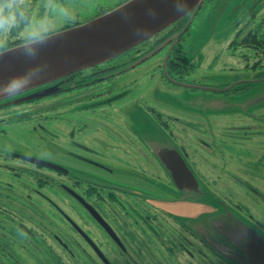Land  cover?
Segmentation results:
<instances>
[{
	"label": "flooded vegetation",
	"instance_id": "af4514ba",
	"mask_svg": "<svg viewBox=\"0 0 264 264\" xmlns=\"http://www.w3.org/2000/svg\"><path fill=\"white\" fill-rule=\"evenodd\" d=\"M184 23L111 59L0 100L2 132L4 125L25 120L43 133L41 140L47 134L53 139L51 134L64 133L63 141L55 140L63 142L56 150L42 141L25 151L0 150V264H197L192 261L197 254L206 259L201 264H229L182 222L176 209L183 189L172 174L169 164L174 159L167 158V152H179L196 178L200 173L188 161L178 135L170 131L174 145H167L162 134H138L134 128L108 132V124L99 125L92 116L123 101L129 91L122 76L163 50L159 70L166 83L201 87L185 81L188 72L181 65L169 68L173 57H190L174 53L190 28L186 24L176 40L174 32ZM166 32L168 37L158 46L147 45ZM227 86L210 89L225 92ZM24 104V110L8 111ZM144 105L165 130L180 120ZM135 120L140 127V118ZM87 129L99 135L87 140Z\"/></svg>",
	"mask_w": 264,
	"mask_h": 264
},
{
	"label": "rangeland",
	"instance_id": "374dc122",
	"mask_svg": "<svg viewBox=\"0 0 264 264\" xmlns=\"http://www.w3.org/2000/svg\"><path fill=\"white\" fill-rule=\"evenodd\" d=\"M125 1L26 0L20 6L26 9L25 15L0 19V50L26 41L34 33L44 36L88 21ZM256 2L259 0H203L195 12L187 15L190 28L182 43L191 62L184 78L201 85L199 89L176 87L160 77L159 63L166 53L163 50L122 76L129 91L123 101L90 114L97 124L106 122L108 132L115 128L120 134L134 128L138 134H162L167 145H174L170 131L178 135L190 156L188 161L197 165L200 173L197 171L199 191L179 193L176 209L188 228L223 255L242 254L251 235L264 238V46L243 42L253 34L264 41V0L263 6L254 12L252 5ZM154 42L155 38L147 45ZM255 77L262 80L242 92L210 89L222 88L238 78L244 84ZM31 83L1 90L0 94ZM145 103L180 120L176 125L170 122V129L165 130L145 112ZM26 107L24 104L8 111ZM143 117L148 119L145 125ZM138 118L140 127L135 120ZM33 127L32 122L25 120L4 125L3 132L0 130V150L25 151L41 141L56 150L63 143L56 142L63 141L62 131L51 134L53 139L47 134L41 140L43 133ZM98 135L93 129L84 134L87 140ZM185 257L182 254V259ZM192 261L201 264L206 259L197 254ZM226 261L242 264L229 256Z\"/></svg>",
	"mask_w": 264,
	"mask_h": 264
},
{
	"label": "water",
	"instance_id": "95a60500",
	"mask_svg": "<svg viewBox=\"0 0 264 264\" xmlns=\"http://www.w3.org/2000/svg\"><path fill=\"white\" fill-rule=\"evenodd\" d=\"M202 1L127 0L88 21L44 35L45 39L31 46H25L24 42L1 50L0 91L33 83L0 94V99L111 59L195 12ZM169 152L166 157L174 159V163L168 164L179 186L186 191H199V182L185 159L177 151ZM218 252L242 264H264V238L251 235L242 254Z\"/></svg>",
	"mask_w": 264,
	"mask_h": 264
},
{
	"label": "trees",
	"instance_id": "16d2710c",
	"mask_svg": "<svg viewBox=\"0 0 264 264\" xmlns=\"http://www.w3.org/2000/svg\"><path fill=\"white\" fill-rule=\"evenodd\" d=\"M261 1L262 0H259V2H256L254 5H252V8H254V10H255L254 12H257V10L260 9L261 6H263V3H261ZM188 21H189L188 16H187V18L186 17H183L182 19L178 20L177 22H175L174 24H172L169 27H171V28L178 27L179 28V25H181L183 22H185V23L181 26L180 30H177L176 31L177 33L174 32V30L171 31V32H169V33L174 32L175 33L174 36H175L176 40L179 39L180 36L185 32V29H183V28L188 23ZM80 23H83V22H80ZM80 23H78V24H80ZM78 24H75V25H78ZM68 27H71V26H67L65 28H68ZM65 28H62V29H65ZM179 33H180V35H179ZM168 35L169 34L166 32L160 38H156L155 39V42L153 44L158 46L160 42H162L165 38L168 37ZM235 40H237V39H235ZM24 42H26V41L14 43L12 46H15V45H18V44H22ZM243 42H246V44L253 43V44H256V46L258 45L259 47L260 46H264V41H259L257 39L256 35H254V34L252 36L248 35L246 38L243 39ZM154 45H152L151 48L154 47V49H155V46ZM12 46H9L7 48H10ZM7 48H4V49H7ZM4 49H1V50H4ZM174 53L180 54V55H186V53L183 50V43H181L180 46H177V48L174 51ZM189 59H190L189 57H173L169 61L170 62L169 68L172 69V70L177 69V65L179 64V65H181V68L183 69V71H187L188 72L190 70L189 69V66H190ZM259 79H260V77H255V78L246 80L244 82V84H242L243 83L242 80H239L237 82L228 84V86L226 88L222 89V90L225 91V92H233L235 90L238 91L237 89L239 88V86H242V89L241 90H245V89L249 88L254 82H257Z\"/></svg>",
	"mask_w": 264,
	"mask_h": 264
},
{
	"label": "clouds",
	"instance_id": "9594fccd",
	"mask_svg": "<svg viewBox=\"0 0 264 264\" xmlns=\"http://www.w3.org/2000/svg\"><path fill=\"white\" fill-rule=\"evenodd\" d=\"M25 4L26 0H0V19H3L8 15L22 17L26 14V9L20 6ZM42 39H45V37L34 33L26 40L25 46H31Z\"/></svg>",
	"mask_w": 264,
	"mask_h": 264
}]
</instances>
